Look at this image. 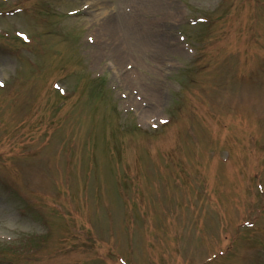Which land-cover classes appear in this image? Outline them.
Segmentation results:
<instances>
[{
    "label": "rangeland",
    "instance_id": "374dc122",
    "mask_svg": "<svg viewBox=\"0 0 264 264\" xmlns=\"http://www.w3.org/2000/svg\"><path fill=\"white\" fill-rule=\"evenodd\" d=\"M89 1L0 0V9L23 7L0 15V264H61L66 252L69 264H199L215 256L229 264H264V62L256 75L243 74L241 92L230 94L234 108L227 123L207 137L177 134L164 156L153 157L139 175L129 153L134 144L116 139L120 133H163L167 120L191 132L197 122L202 128L218 123L216 110L229 114L216 103L227 99L223 89L206 91L192 82L212 75L201 67L221 51L219 37L228 35L225 19L234 18L233 0H174L178 13L143 12L131 22L116 0L106 1V8L99 0L86 12ZM245 1L235 30L241 35L251 25L259 36L231 31L226 53L235 57L224 61L228 89L235 83L236 57L241 70L264 59V2L257 3L263 5L258 21ZM95 14L110 17L114 27L132 23L141 34L150 26L144 41L166 36L164 62L136 64L124 57L119 72L110 56L96 58L104 43H95ZM111 41L106 44L115 52L126 50ZM54 81L70 93L61 96ZM210 81L203 85L216 82ZM156 91L160 97L150 101ZM210 105L216 110L207 111ZM138 182L148 189L150 210L147 223L132 228L128 215H121L130 214ZM166 203L173 215L161 224ZM236 219L239 235L230 232ZM76 221L72 233L66 224ZM91 225L93 236L105 227L107 240L97 245L100 258L81 260L93 238L73 235L87 234ZM240 237L245 252L234 258ZM54 242L50 251L57 252L48 258Z\"/></svg>",
    "mask_w": 264,
    "mask_h": 264
},
{
    "label": "bare ground",
    "instance_id": "6f19581e",
    "mask_svg": "<svg viewBox=\"0 0 264 264\" xmlns=\"http://www.w3.org/2000/svg\"><path fill=\"white\" fill-rule=\"evenodd\" d=\"M90 1L92 3H89V6H87V9H85L86 12H90L89 9H93L95 7V3H99V0L98 2H94L93 0ZM100 1L101 4H103V8H106V1L108 0ZM115 4L124 14L126 21L129 22L134 19L135 14H140L143 12L160 17L163 15V11L170 15L176 14L180 11L174 0H116ZM99 14L102 15V13ZM97 15L98 14H95V21H92L93 26H96V33L94 36L96 40L95 43H104V45L102 48H99V50L96 51V58L105 55L110 56L114 60L113 64L118 68L119 72H121L120 68L122 69L121 65L124 57H130V59H132L136 64L140 63L141 61L160 63L164 62V54L166 56V52L168 51V41L166 36L162 35L158 39L155 37H150L144 41L147 32L153 31L150 26L145 28L146 34H141L139 33V30L136 28V26L132 25V23L114 27V23L110 17H102ZM103 37L107 38L103 40ZM110 40H112L111 43L114 45H116V43H121L120 45H124L126 47L124 49L127 51L123 50L120 52L121 50H119L115 52L112 47H109L106 44ZM159 97V91H156L155 95L153 93L149 94V98H151L149 99L150 101L158 99ZM151 105L155 104L153 103ZM141 113L145 115L146 111L141 110Z\"/></svg>",
    "mask_w": 264,
    "mask_h": 264
}]
</instances>
